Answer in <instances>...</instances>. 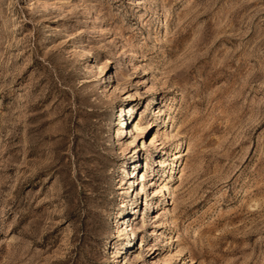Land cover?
<instances>
[{
    "label": "rangeland",
    "instance_id": "obj_1",
    "mask_svg": "<svg viewBox=\"0 0 264 264\" xmlns=\"http://www.w3.org/2000/svg\"><path fill=\"white\" fill-rule=\"evenodd\" d=\"M0 264H264V0H0Z\"/></svg>",
    "mask_w": 264,
    "mask_h": 264
},
{
    "label": "bare ground",
    "instance_id": "obj_2",
    "mask_svg": "<svg viewBox=\"0 0 264 264\" xmlns=\"http://www.w3.org/2000/svg\"><path fill=\"white\" fill-rule=\"evenodd\" d=\"M123 123H125V122H123ZM137 129H139V127H137ZM134 192L138 195V193H140V191H138V190H134Z\"/></svg>",
    "mask_w": 264,
    "mask_h": 264
}]
</instances>
